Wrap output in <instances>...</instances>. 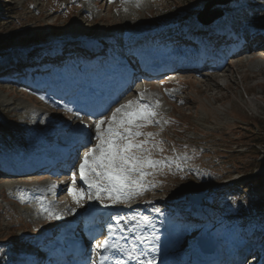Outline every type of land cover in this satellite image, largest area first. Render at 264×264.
<instances>
[{"label": "rangeland", "instance_id": "obj_1", "mask_svg": "<svg viewBox=\"0 0 264 264\" xmlns=\"http://www.w3.org/2000/svg\"><path fill=\"white\" fill-rule=\"evenodd\" d=\"M213 1L146 2V10L134 11L126 22L131 19H135L136 22L128 25L125 21H120L121 19L119 20L115 15L116 10H109L105 2L97 7L93 2L85 6L81 0H0V53L2 54L0 69H3L0 75L4 74L12 80L20 70H26L25 66H21L25 62L40 66L50 61L53 63L61 61L59 55H62V52L59 51V55L56 56V47L58 43L64 41V36L72 33L83 34L81 40L86 38L85 36L95 38V41L99 40L100 49L106 47L108 50L109 44L116 46L119 34H124L131 28V31L138 32L143 30L145 25L151 28L159 26L160 29L168 23L167 21L176 23L180 27L182 24H188L189 28L196 23L194 20L196 15ZM235 1L224 7L214 5L209 8V13L227 8L218 22L229 21L235 14V22L240 30L249 31L251 24L264 27V4L260 0H252V4L257 5L258 8L263 7V12L259 11L261 14L250 20L238 15L236 19L238 14L236 10L240 8L238 6L233 9ZM196 24L199 25L198 22ZM166 28L169 29V25H166ZM126 29L128 30L123 31ZM109 34H115L114 43L105 40ZM159 34L162 36L164 31H160ZM48 43H51V47L46 50L45 45L49 47ZM61 48L59 45L60 50L63 49ZM29 50L34 53L30 54ZM74 53L82 56L78 48ZM63 54H65L64 60L68 59V49H65ZM244 60H233L223 77L216 74L211 77L179 76L177 79L179 84L174 90L179 91L180 95L178 92L176 95L174 92L169 94L170 99L176 100L166 99L162 120L156 117L160 123L149 129L150 132L157 134L155 141L162 142L153 148L152 158L162 160L164 164L157 169L148 170L153 175L147 176L146 181L154 186L139 195V202L145 203V200L154 202L167 195V198L176 195L174 200L171 199L173 200L171 203L169 200L165 203L159 202L165 206L167 213L177 215L178 219L173 218L170 220L171 223L179 226L180 223L189 224L188 243L189 245L193 243V247L196 237L208 230L212 231L210 235L216 234L214 239L220 245L222 238L225 240L224 243L229 242L219 232L227 235L230 240L235 241L232 244L241 248L246 242L252 241L251 238L245 240L255 232L257 234L263 232L258 237L264 239V73L258 74L262 70L253 68L254 65L264 61L258 58L251 59L250 62ZM78 63V60H72L66 64V68H74ZM15 84L14 81L8 84L0 81V161L6 158L24 157L25 151L19 141L27 143L30 139L25 135L27 129L32 132L31 134H35L33 129L36 126L33 122L18 125L4 116L1 109L5 104H12L10 108L18 106L39 110L43 119L47 118V111L51 112L49 110L51 103L46 104L39 94L35 95L29 91L27 93L23 90L24 87L17 88ZM162 85L167 86L166 82L160 84L153 82L149 86H158L163 90ZM133 96L128 99H133ZM28 98H32L31 102L35 101L36 104L27 102ZM36 107L39 109H35ZM110 114L111 112L108 115ZM53 115L63 119L62 113L55 112ZM1 151L8 153L5 155ZM38 180L45 179L33 175L29 181ZM0 188L2 189L0 194L4 195V198L0 195V264H5L4 262L8 261L6 250L22 244L18 243L19 237L33 235L41 226L54 227L56 222L50 219L43 223L39 222L40 224L31 222L24 212L25 209L16 201L7 198L1 180ZM199 195L203 197L198 206L206 213L201 212L200 217L193 215L194 219H192L191 214L184 213V210H188L187 205L192 203L191 199ZM160 203L156 206L161 209ZM156 206L154 208H157ZM208 220L214 221L215 224L208 223ZM258 248H264V240L255 249ZM228 253L232 254V251ZM188 255L186 253V257ZM248 257L249 255L241 264H245ZM260 258L263 261L262 256Z\"/></svg>", "mask_w": 264, "mask_h": 264}, {"label": "bare ground", "instance_id": "obj_2", "mask_svg": "<svg viewBox=\"0 0 264 264\" xmlns=\"http://www.w3.org/2000/svg\"><path fill=\"white\" fill-rule=\"evenodd\" d=\"M144 1L145 0H81V2L85 6L88 5V3L93 2L95 6L99 7V4H101L102 2H105L108 9L109 10L115 9L116 10L115 15L118 17V19L119 20L121 19L120 21H125V23L126 24L128 23V25L132 24V22H136L135 19H131L128 22H126L128 17L130 15H133L134 11L146 10V5ZM237 1L238 3H236ZM237 1L234 2V8H233V9H236L238 8V6L240 8L236 10L238 11V14H236V19H237V15L238 17L242 18L243 16L245 17V19L250 20L251 18L255 19L257 15L261 14L260 12L262 11L263 7L258 8L256 13L254 14L250 13L251 16L247 12L248 10L241 9L246 6L251 7L250 5H252L253 3L251 0H246V1L237 0ZM189 12H187V14ZM195 22L197 23V21ZM216 22H217V25L215 26ZM216 22H214L210 26L214 28V29L211 28V30H213L212 32H215L216 30L219 31L221 29H225V23L232 22L235 24L229 29V32L233 33L235 38L224 39L220 43V44L224 43L225 45H229L231 47L228 52L232 55V57L236 58V60L245 59L244 61H249L251 59L258 58L259 60L264 61V39L262 38L264 37V35H260L258 32H254V33L249 32L247 29L240 30L238 25L235 22V14H234V18H232L229 21L220 20V22L218 21ZM196 23L192 24L189 28L187 26L186 33H188L189 36L200 38L206 41H210L215 38L216 34L206 32L205 29H203L200 26V24L198 25ZM259 26H255L252 24L250 25L252 30ZM131 29L130 31L125 32L124 34H119L117 37L118 40L116 42V46L109 44L108 49L113 48L119 51L124 50V49L128 51L136 50L140 53L139 61L143 62V61H149L150 59L147 56L146 47L150 49V53L156 54L157 56L165 51L169 53V51H172L174 49L183 48V46L193 45L187 39H184L183 46H182L179 43L180 40L178 39L182 40L183 37L181 38V37L169 36L165 38V36L168 34V31L166 32L165 36L163 35L161 36L162 33L159 34V32L154 33V34H147L146 31L150 30L151 27H148V26L146 27V25L143 30L139 31L140 33L136 30L131 31ZM137 29L139 28L137 27ZM81 35L83 36V34ZM81 35H79L78 33L76 35L73 33L68 34L66 37L64 36V41H66V39H69L66 42L81 41V40H77V39L82 38ZM114 36L115 34H109V36L105 38V40L108 43H114L113 39L116 37ZM241 37H243L245 41L241 40L242 39ZM154 39L156 40L158 39V41L153 42ZM94 42H96L99 47V40L94 41V40L89 39V44L93 45ZM139 43H141V45H139ZM161 44L166 45V47L164 48V51H162L160 48ZM250 44H255V49L252 52H249V54L244 53L245 49L248 47V45L250 46ZM48 45L49 47L46 45L45 47L50 48L51 43H48ZM119 45L122 47H120ZM105 48L102 50L106 51L107 48L106 49ZM221 55H223V53H221ZM161 59L162 57L161 58L155 57V59L151 62V64L154 65L153 70L154 71L156 70L157 72H162L165 69L166 70L169 69L173 71V67L171 66V64L169 63L168 65V63L160 62ZM233 60L235 59H232L230 63L226 65L224 69L219 73H213L207 67L206 70H203L199 74L206 75L209 77L214 76L216 74L219 76L222 75L223 77V74H225V72L227 71L226 70L227 66H230V64L233 63ZM100 63L101 62H98V63L92 62L91 63L92 67L89 70L91 71L94 68H98ZM155 63H157L158 66H156ZM253 68L262 70L258 72V74L264 73V62L254 65ZM2 70L3 69H0V72ZM87 71L88 70L83 69L80 66L79 68L76 69V74H80L82 72H87ZM34 73L41 74V72L38 71V69L34 70ZM102 73L103 72H101V74ZM171 73L174 74V72H171ZM42 74H46V76L50 79H53L54 77L53 74H50L49 72H44ZM60 75L62 76V81L66 83L65 82L67 81L66 78L63 77L62 74ZM169 76L171 78L175 76V74L167 75L166 77H169ZM107 80H108L107 78H104V79L98 78V83L99 85L104 86L102 82L107 81ZM126 81L128 80L125 79L124 84L126 83ZM129 81H131V79ZM170 81L174 82V81H177V79L173 78ZM70 82L77 83L79 82V80H71ZM87 82L91 83L92 80H88ZM57 86L58 85H55L53 87L56 88ZM103 88L105 90L108 89L107 86H104ZM141 92L144 93V91L131 89L129 93L126 94L125 97L121 99V101L117 102L114 106H112L111 110H109L106 115H108L115 107L121 104L124 100L131 97V95H134L133 97L135 98V97H138ZM36 94H39V93H36ZM176 94L177 92H174V95ZM39 96L41 100L45 102L46 104H50V103L53 104L52 96L47 95L46 97H43L41 94H39ZM159 98L155 94L147 95L144 93V100L142 102L151 103L154 105L155 111L162 112L161 107H159V105L155 106L156 101H158ZM26 101L33 105L36 104L35 101L31 102L32 98H28L26 99ZM11 106L12 104H5L4 107L1 109L2 114L4 116H7L10 120H12L14 123L18 125L29 124V123L31 124L32 122L35 123L36 126H35V129H33L34 131L33 133L35 134H31L32 132H30V130L27 129V134L25 135L28 136V138H30L29 141L27 143H24L23 141H19V143L21 144L22 148H24V151H25L24 157L10 158V159L6 158L0 161V180L3 181L7 198H9L10 200L16 201L22 208H24L25 209L24 212L31 222L33 223L45 222V220H47L45 219V217L48 215V211H51L61 217L60 219L55 220V221H58V224L52 227L51 230L60 231L65 228L64 223H62V221L64 220H70L78 216L86 215L88 213H95L96 210H99L100 208H102V210L99 211L100 215L103 212L110 213V211L113 210L112 216L135 217V219H131L127 223H125L124 221H121V224L124 225V228L126 229V231L121 232L117 230V232L114 235L115 237L111 239L117 241L118 243L122 245L126 244L128 246H131V241L136 235L142 234L145 237H151L153 235H158L160 237V240L158 242L152 241L149 239H145L143 243L137 242L138 248L143 250L147 254L146 256H142V259H149V258L155 257L154 264H193L194 262L193 260L197 257V253H198L196 244L194 243L195 247H193V243L189 245L187 232H184L183 230H181L179 226H175V223L174 224L169 223L170 220H172L173 218H176L177 215L175 213H167L165 211V206H163L162 204V203H165L167 200H169V203H171L176 198V195H174L172 198L170 197L167 198L168 195L165 196L163 199L159 200L162 203H160L158 200L154 202L145 200V203H140L139 202L140 199L138 195V196H134L131 200L127 201L126 205L119 204V205L110 206L107 208L100 205L96 201H88L85 197V199L81 201V203L83 204V207H78L77 204L74 202L72 196L68 193V190H67L69 187L72 186V183L69 181H66L64 183H56L53 181L54 179H57L60 176H56L54 178L51 177L49 180H42V181L38 180L37 182L29 181L30 179H32L33 175H36V176L38 175L40 178L44 177L42 172L44 171L45 168H47L45 163L47 162V157L49 155L54 154L56 158H58L59 163H63V162L67 163L71 159V154L68 153L67 155H64L62 160H60L59 155L61 153L59 152V146L60 144L61 145L65 144L67 146H70V149H73L72 145L78 144V142L76 141V137H75L76 130L79 129L82 131L84 128H83V125H81L79 120L73 114H67V115L62 114L63 119L61 120L65 122V129L64 131H62V130L57 129L55 125L56 122L47 121L48 117L56 118V116L53 115L54 114L53 112L47 111L46 112L47 118L43 119L42 113L41 111L39 112V110H33V109L31 110L26 107H18V106L10 108ZM35 109H39V107H36ZM56 119L60 120L58 117ZM41 139L48 140L49 142V143L47 142L48 146H46L44 141H42ZM73 158H75V156ZM60 175H64V174H60ZM63 178L65 179V177ZM52 185H56V187L52 189L51 188ZM84 186L83 188L86 189L87 186L86 185ZM76 187L79 189L82 186L76 183ZM1 190L2 189L0 188V192ZM55 191H58V194H55ZM3 196L2 198H4ZM159 203L162 205L163 208L161 207L160 209L161 211L157 213L154 210H152V208H154L156 205L159 206ZM198 207L199 206L196 203V201L195 200L192 201L191 205H189L190 213L193 215H197V214L199 215L201 214V212L202 214L206 213L203 210H201L200 207L199 208ZM45 209H47L48 211H45ZM72 209H75V211L73 212ZM184 213H189V209L188 210L186 209V211L184 210ZM145 216L149 218L150 222L148 224H143L142 227H137L136 226L137 221H140L141 223H143L142 218ZM108 223L115 224V221L110 219L109 221L107 222L104 221L102 224H99V226H97L96 218H95L93 222L89 224V226L93 229L92 237H103L104 234H108V231H107ZM43 229L45 228L40 229L39 232H42ZM80 229L82 230L85 228L82 226V228ZM127 229H134V230L127 231ZM211 232L212 231L208 230V231L201 232L199 234V236H205V235L210 236V238L214 240L217 246V249L213 252V256L211 257V259L217 260L218 262H220V264H241L242 260L247 255H249L247 260H245V263L260 264V262H262V264H264V248L255 249L256 246L259 245V243L262 242L264 239H261L258 237V243L252 239L251 242L250 241L246 242L245 246L241 248V247H238V245H234L230 242H229L230 244L224 243L225 240L223 238L220 240L222 244L221 245L218 244L219 242H217L214 239L213 237L214 235L213 236L210 235ZM34 236L35 235H22V237L18 238V243L21 244L23 243V241H26V239L32 238ZM121 237H124V238L122 239ZM218 238H219V235H218ZM60 241L63 244H65L66 242L65 239L60 240ZM157 243L159 244V252H153L152 249L154 245ZM74 251H76V249ZM96 251L93 250L89 252L88 260L83 259L80 261L81 262L80 264H91L93 260H95L97 264H99V254ZM229 251H232V254L228 253ZM73 253H76V252H73ZM186 253L189 254L187 257H186ZM231 255L232 257L229 258V256ZM9 256L10 254H7L8 261L4 262L5 264H20L18 260L15 261L16 258L14 256H10V257ZM260 256H262L263 261L260 260L261 259ZM81 258H83V256ZM121 259H123V256H121ZM226 260L227 262H225ZM109 264H111V262H109Z\"/></svg>", "mask_w": 264, "mask_h": 264}, {"label": "snow or ice", "instance_id": "obj_3", "mask_svg": "<svg viewBox=\"0 0 264 264\" xmlns=\"http://www.w3.org/2000/svg\"><path fill=\"white\" fill-rule=\"evenodd\" d=\"M261 3L264 4V0H261ZM143 100L144 93L141 92L138 97L119 104L110 115L99 114V117L92 121L94 134L91 125L84 123V116L79 111L74 112L87 133L86 137H82L85 150L79 157L78 165L79 180L83 181L87 188L78 189L74 178L72 186L67 189L78 207H83L81 201L85 197L88 201H96L105 208L125 204L134 196L141 195L154 186L146 181V177L153 175L148 171L149 169H157L164 164V161L152 158L153 148L162 142L155 141L156 133L146 132L144 129L160 121L156 120L158 113L154 110V105L142 102ZM158 105L159 101H156L155 106ZM67 110L73 111L71 108ZM55 187L56 185L51 186L52 189ZM72 211L74 212L75 209ZM154 211L159 213L161 210L155 208ZM60 218L51 211H48L45 217L50 220ZM131 219L135 217H111L115 224H107L108 235L102 241L95 242V249L99 250V264H109V262L128 264L129 261H135L137 264H154L155 257L142 259V256L147 254L138 248L137 242L143 243L145 239L158 242L160 240L158 235L151 237L136 235L131 241V246L122 245L111 239L117 230L126 231L121 221L127 223ZM142 221L143 223L137 221L136 226L142 227L143 224L150 222L147 216L143 217ZM133 230L127 229V231ZM152 251L159 252L158 243L154 245ZM91 264L97 262L93 260Z\"/></svg>", "mask_w": 264, "mask_h": 264}, {"label": "water", "instance_id": "obj_4", "mask_svg": "<svg viewBox=\"0 0 264 264\" xmlns=\"http://www.w3.org/2000/svg\"><path fill=\"white\" fill-rule=\"evenodd\" d=\"M232 0H214L213 2H211L209 5H207V7H205L204 11L201 12L198 15V18L200 19L201 22L205 23V24H209L211 23L213 20L217 19L220 17L221 13L220 12H215V14L210 18V20H205V15L208 13V9L214 5H226L227 3H229ZM201 196H199L200 198Z\"/></svg>", "mask_w": 264, "mask_h": 264}]
</instances>
